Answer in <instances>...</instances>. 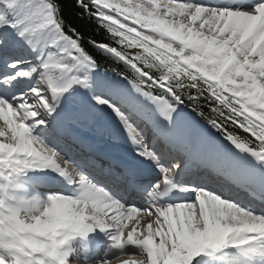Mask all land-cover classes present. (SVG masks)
I'll return each instance as SVG.
<instances>
[{
	"label": "snow or ice",
	"instance_id": "obj_1",
	"mask_svg": "<svg viewBox=\"0 0 264 264\" xmlns=\"http://www.w3.org/2000/svg\"><path fill=\"white\" fill-rule=\"evenodd\" d=\"M0 121V264H264V0H0Z\"/></svg>",
	"mask_w": 264,
	"mask_h": 264
},
{
	"label": "trees",
	"instance_id": "obj_2",
	"mask_svg": "<svg viewBox=\"0 0 264 264\" xmlns=\"http://www.w3.org/2000/svg\"><path fill=\"white\" fill-rule=\"evenodd\" d=\"M66 2L70 4L71 0H66ZM73 22L81 28V30L85 33L86 38L91 35L93 38L99 41H106L108 36L110 35L109 33H107L106 29H103L102 27L98 28L96 21L94 20L78 21L73 19Z\"/></svg>",
	"mask_w": 264,
	"mask_h": 264
},
{
	"label": "bare ground",
	"instance_id": "obj_3",
	"mask_svg": "<svg viewBox=\"0 0 264 264\" xmlns=\"http://www.w3.org/2000/svg\"><path fill=\"white\" fill-rule=\"evenodd\" d=\"M176 2L182 3V2H185V0H176ZM0 125H3V122H1ZM141 222L143 223V221H141ZM128 258H129L128 256H122V257L114 260L113 264H121V260L128 259Z\"/></svg>",
	"mask_w": 264,
	"mask_h": 264
},
{
	"label": "rangeland",
	"instance_id": "obj_4",
	"mask_svg": "<svg viewBox=\"0 0 264 264\" xmlns=\"http://www.w3.org/2000/svg\"><path fill=\"white\" fill-rule=\"evenodd\" d=\"M3 122V121H0V123Z\"/></svg>",
	"mask_w": 264,
	"mask_h": 264
}]
</instances>
